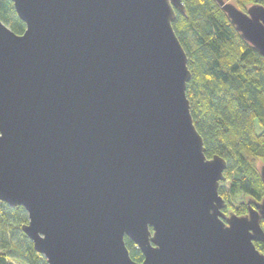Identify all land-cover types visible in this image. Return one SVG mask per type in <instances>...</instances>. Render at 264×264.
<instances>
[{
    "label": "water",
    "instance_id": "95a60500",
    "mask_svg": "<svg viewBox=\"0 0 264 264\" xmlns=\"http://www.w3.org/2000/svg\"><path fill=\"white\" fill-rule=\"evenodd\" d=\"M0 202L47 264H264L263 198L222 212L172 24L182 0H1ZM264 58V7L213 0ZM141 253L130 258L124 239Z\"/></svg>",
    "mask_w": 264,
    "mask_h": 264
},
{
    "label": "trees",
    "instance_id": "16d2710c",
    "mask_svg": "<svg viewBox=\"0 0 264 264\" xmlns=\"http://www.w3.org/2000/svg\"><path fill=\"white\" fill-rule=\"evenodd\" d=\"M182 4L184 13L175 11L172 27L191 73L185 91L191 116L206 158L218 155L227 162L225 181L218 188L225 201L222 212L242 215L247 201L253 205L263 198L258 168L264 163L255 167L248 156L264 160V58L241 39L213 0H182ZM233 4L246 11L255 4L264 7V0ZM0 20L13 33L23 34L25 25L10 1L0 0ZM228 193L240 194L245 204L227 211ZM27 222L22 207L0 202V264H47L21 230ZM124 242L130 258L142 262L135 245L127 238ZM255 246L264 254L263 244Z\"/></svg>",
    "mask_w": 264,
    "mask_h": 264
},
{
    "label": "rangeland",
    "instance_id": "374dc122",
    "mask_svg": "<svg viewBox=\"0 0 264 264\" xmlns=\"http://www.w3.org/2000/svg\"><path fill=\"white\" fill-rule=\"evenodd\" d=\"M225 2H231V3H236L237 0H224ZM247 6V3L245 4ZM248 159L253 163L255 167H258V165L264 163V160L260 157H254V156H248ZM225 187L226 189L229 188V182H225ZM228 200L230 202L231 207L228 208L227 211L231 210L233 208H237L239 205L245 204V198L241 196L240 194H229L228 193ZM228 213V212H227ZM243 215V214H242ZM240 216V215H238Z\"/></svg>",
    "mask_w": 264,
    "mask_h": 264
}]
</instances>
